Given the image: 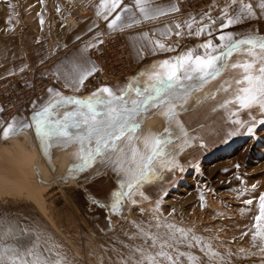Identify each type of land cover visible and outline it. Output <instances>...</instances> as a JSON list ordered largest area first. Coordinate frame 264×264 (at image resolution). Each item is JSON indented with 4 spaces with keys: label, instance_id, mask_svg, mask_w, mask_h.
<instances>
[{
    "label": "rangeland",
    "instance_id": "rangeland-1",
    "mask_svg": "<svg viewBox=\"0 0 264 264\" xmlns=\"http://www.w3.org/2000/svg\"><path fill=\"white\" fill-rule=\"evenodd\" d=\"M106 1L0 0V26L18 31L36 10L46 8L80 18ZM257 35H264V21ZM223 45L212 44L194 55H217L225 50ZM227 63L203 89L174 102L179 114L168 123L170 142L147 173L150 183L134 189L127 204H105L116 207L112 227L105 213L87 203L76 187H62L32 145L0 141V264L14 259L18 264H264V113L258 104L241 107L237 97L247 84L236 81L243 79V69L230 66L251 63L254 74L260 75L264 51L250 54L242 48ZM123 79L82 94L106 85L113 89ZM165 123L163 109L157 110L143 121L133 143L143 151L145 140L163 133ZM13 138L21 136L8 139ZM46 160L54 172L72 162L53 150ZM167 160L174 165L163 167ZM130 166L134 164L128 161L122 169H113L111 178L104 176L89 186L93 197L106 199ZM34 167L40 180L55 184L40 186ZM98 168L97 174L105 175L101 170L106 167Z\"/></svg>",
    "mask_w": 264,
    "mask_h": 264
},
{
    "label": "crops",
    "instance_id": "crops-1",
    "mask_svg": "<svg viewBox=\"0 0 264 264\" xmlns=\"http://www.w3.org/2000/svg\"><path fill=\"white\" fill-rule=\"evenodd\" d=\"M185 1L107 0L92 8L93 11L87 16L80 18L68 17L65 11L57 15L52 14L50 8L36 12L30 9V13L34 12L32 16L29 15L32 20L30 18L28 23L26 21V25L23 23V27L18 31H7L0 26V115L2 94L9 88L10 80L16 76L25 71H34L51 82L34 100L27 114H18L6 123L0 119V141L28 142L33 146V150L38 152L42 161L43 155H49L52 150L64 153L69 156V161L72 160V165L73 155L78 156L75 144L66 150L57 146L49 148L47 144H41L34 125H25L32 124L31 117L35 112L42 111L50 101L58 99L57 94L62 97L86 98L97 92L96 90L82 94L85 92L83 86L86 80L97 69L89 51L100 45L104 38L122 34L135 66V72L131 76L116 85L109 84L114 85L111 89L113 93H119L133 78L136 82L148 83L153 72L163 71L160 64L162 61L167 60L174 64L176 57L186 56L189 52L194 57L195 51L205 50L203 45L209 41L211 45L219 46L249 35L255 36L264 21V7H261L264 0H209L205 6L193 11L184 9ZM117 16L120 19L109 28V23ZM229 20L233 22L229 24ZM225 24H228V27H223ZM201 29L203 31H200ZM222 35L226 37L224 41L219 39ZM190 75L195 74L185 73L183 70L179 73L178 83L184 85L181 89L183 97L188 96L190 92L200 91L209 81L208 79L201 83L199 78L189 79ZM81 76H86L83 84L79 82ZM144 83L140 86L143 87ZM63 111H75V106H68ZM63 111L60 115H63ZM156 111L154 110V113ZM9 124L12 125L14 134L10 133L5 137L4 129ZM15 135L21 138L8 139ZM43 162L45 169L56 177L70 166L69 162L59 166L55 173L49 163ZM77 167L79 160L74 168ZM34 173L37 175L36 171Z\"/></svg>",
    "mask_w": 264,
    "mask_h": 264
},
{
    "label": "snow or ice",
    "instance_id": "snow-or-ice-1",
    "mask_svg": "<svg viewBox=\"0 0 264 264\" xmlns=\"http://www.w3.org/2000/svg\"><path fill=\"white\" fill-rule=\"evenodd\" d=\"M261 7H264V4ZM119 19L120 17L117 16L108 27L112 28ZM232 22L229 20L228 23ZM223 27H228V24ZM228 38H231V34ZM219 39L224 41L226 37L222 35ZM245 45L250 54L256 48L264 51V37L249 35L240 40L231 41L223 45L225 50L217 55L206 54L193 58L192 53L189 52L186 56L176 57L174 64L167 60L162 61L160 64L163 71L153 72L149 76L148 83L136 82L133 78L119 93H113L110 88L103 87L86 98L62 97L57 94L59 98L50 101L42 111L35 112L31 117L32 124L25 125V127L34 125L35 133L41 144H47L49 148L57 146L66 150L75 144L78 156L74 154L73 164L69 166V171L77 166V160H79L80 170H83L91 167L97 157L119 149V156L113 164L114 169H122L128 161L134 164V167H128L127 176L121 182L128 188V192L121 193V195L131 196L135 188L142 186L154 161L160 160L165 155V146L170 142L168 123L179 114L174 101H179L184 96L181 92L184 85L178 83L179 73L182 70L185 73H194L195 75H190L188 78H199L201 83L209 78L214 79L229 66L228 58L234 52L241 51L242 46ZM158 46L164 47L163 45ZM203 47L206 50L209 49L211 41ZM230 66L243 69V79L236 81L238 85L247 84L246 87L240 88L243 95L237 97L241 107L251 108L254 104H258L264 113V66L259 68L260 75L254 74L251 63H234ZM85 78L86 76H81L79 82L83 84ZM141 83H144L143 87L140 86ZM68 106H75V111H63ZM159 109H163L165 130L163 133H156L151 139H146L144 149L141 151L139 145L133 142L139 138L143 121L149 118L154 110ZM61 111L63 115H60ZM260 122L264 123V120ZM252 130L251 127L248 128L250 133ZM10 133L14 134L11 124L4 129L5 137ZM125 136L127 140L121 147L120 142ZM93 142H95L94 146ZM173 165L174 161L167 160L162 166ZM260 200L261 213L264 216V195H261ZM116 203H119V198ZM245 203L250 204L251 201ZM260 219L261 217H257V220ZM12 264H18V261L12 260ZM19 264H25V261L20 260Z\"/></svg>",
    "mask_w": 264,
    "mask_h": 264
},
{
    "label": "built area",
    "instance_id": "built-area-1",
    "mask_svg": "<svg viewBox=\"0 0 264 264\" xmlns=\"http://www.w3.org/2000/svg\"><path fill=\"white\" fill-rule=\"evenodd\" d=\"M208 1L186 0L183 7L193 11L205 6ZM89 56L96 62L97 69L86 80L83 86L84 91L112 80L127 78L135 72L130 51L122 34L104 38L100 45L90 49ZM50 84L49 80L36 72L25 73L17 80L12 81L9 88L2 94L1 121L6 123L18 114H27L34 100Z\"/></svg>",
    "mask_w": 264,
    "mask_h": 264
},
{
    "label": "flooded vegetation",
    "instance_id": "flooded-vegetation-1",
    "mask_svg": "<svg viewBox=\"0 0 264 264\" xmlns=\"http://www.w3.org/2000/svg\"><path fill=\"white\" fill-rule=\"evenodd\" d=\"M118 154L116 155L115 152H108V153L104 154L105 156L101 155V156L97 157L95 163L91 167L85 168L83 170H80V168L77 167V168H74L72 171H69V168H67V169H65V171L63 173H61L58 176V179H60V181H61L62 187H73L74 186L77 188L80 196H82V198L87 203L96 204V209L102 210L105 213L106 223L108 224V226H111V227L113 226L112 219L115 216H118V214L115 211L116 207H111V208L106 207L107 208L106 209L105 204H117L116 203L117 198H119V203L117 204L118 206H121L123 204L128 203L130 196L121 195V193H127L128 192V188L126 187V185L121 183L122 181L125 180V178L127 176V172L123 171L124 169L122 170V174L124 175V176L123 175L122 176L124 178L122 180H120L115 185V189H113L111 191L112 193H110L106 199H102V198L100 199L99 197H93V194H92L89 186L98 184V182H99L98 180L104 176L110 177V178L113 176V174H112V170L114 169L113 164L117 160ZM47 155L48 154L43 155V161H45L46 163H48V161L46 160ZM101 165L106 167V168L101 170L104 172L105 175H98L97 174V171H99L98 166H101ZM68 182H71L70 186L67 184ZM50 183H51L50 186H53L55 184L53 181ZM149 183L150 182L146 178L142 182V186L145 187Z\"/></svg>",
    "mask_w": 264,
    "mask_h": 264
},
{
    "label": "water",
    "instance_id": "water-1",
    "mask_svg": "<svg viewBox=\"0 0 264 264\" xmlns=\"http://www.w3.org/2000/svg\"><path fill=\"white\" fill-rule=\"evenodd\" d=\"M261 37H264V35H262ZM239 40H240V39H239ZM242 48H246V49H248V47H247L246 45H245V46H242ZM255 50H260V49H259V48H256ZM34 176H35V179H36L37 183L40 184V186H42V187H47V186H50V185H51L50 182H43L42 180H40V179L37 177L36 173H34Z\"/></svg>",
    "mask_w": 264,
    "mask_h": 264
},
{
    "label": "bare ground",
    "instance_id": "bare-ground-1",
    "mask_svg": "<svg viewBox=\"0 0 264 264\" xmlns=\"http://www.w3.org/2000/svg\"><path fill=\"white\" fill-rule=\"evenodd\" d=\"M22 168V167H21ZM25 169V168H24ZM34 169H35V167H34ZM36 170V169H35ZM36 172H37V170H36ZM32 176V175H31ZM32 179H34V178H32ZM25 184V183H24ZM27 184V183H26ZM35 196V195H34ZM36 197V196H35Z\"/></svg>",
    "mask_w": 264,
    "mask_h": 264
}]
</instances>
